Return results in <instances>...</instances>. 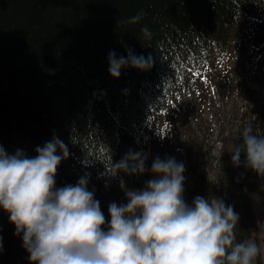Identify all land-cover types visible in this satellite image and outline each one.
I'll list each match as a JSON object with an SVG mask.
<instances>
[{"label":"trees","instance_id":"16d2710c","mask_svg":"<svg viewBox=\"0 0 264 264\" xmlns=\"http://www.w3.org/2000/svg\"><path fill=\"white\" fill-rule=\"evenodd\" d=\"M255 4L256 0H0V145L8 152L19 148L35 155L37 145L58 136L69 155L57 167L56 185L75 183L87 173L107 224L109 202H125L126 188H142L152 176L122 171L110 176L111 162L129 150L144 152L142 136L153 107L187 87L215 59H227L235 31ZM137 13L139 20L130 22ZM145 26L150 36L142 32ZM128 48L151 54V68L128 66L118 78L112 77L109 50L127 55ZM247 109L239 113L243 129L251 125L255 134L264 135V101ZM219 135L229 140L215 161L219 184L206 181L204 170L193 166L185 200L197 194L223 198L239 213L236 240L257 243L258 224L248 194L264 201V173L232 162L231 152L242 142V132ZM0 239V264H32L3 209Z\"/></svg>","mask_w":264,"mask_h":264},{"label":"clouds","instance_id":"9594fccd","mask_svg":"<svg viewBox=\"0 0 264 264\" xmlns=\"http://www.w3.org/2000/svg\"><path fill=\"white\" fill-rule=\"evenodd\" d=\"M139 18L137 13L129 21ZM142 32L150 36L146 26ZM126 51L117 55L109 50L112 77L128 66L151 68V54ZM35 153L8 152L0 145V209L7 212L32 264H252L259 253L254 241L236 240L239 213L232 204L200 194L185 200V165L174 156L157 155L149 165L146 153L129 150L111 162L110 176L121 171L152 176L142 188H126L125 202H109L105 224L87 173L75 183L56 185L57 167L69 155L67 144L53 135ZM231 159L264 173V135L244 127Z\"/></svg>","mask_w":264,"mask_h":264},{"label":"rangeland","instance_id":"374dc122","mask_svg":"<svg viewBox=\"0 0 264 264\" xmlns=\"http://www.w3.org/2000/svg\"><path fill=\"white\" fill-rule=\"evenodd\" d=\"M258 15L260 22L248 18L236 30L226 60L215 59L187 87L174 90L151 110L142 136L147 163L150 165L157 155L183 161L185 191L191 184L193 166L203 169L206 177L217 183V152L229 146L220 131L224 135L242 132L244 122L239 113L264 101V62H260L264 60V0H257L253 16ZM246 57L249 62L243 65ZM248 198L258 224L259 253L252 264H264V201L253 193Z\"/></svg>","mask_w":264,"mask_h":264}]
</instances>
